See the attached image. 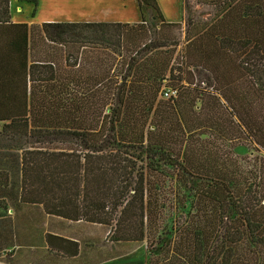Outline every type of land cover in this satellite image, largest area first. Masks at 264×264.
Returning a JSON list of instances; mask_svg holds the SVG:
<instances>
[{
    "label": "trees",
    "instance_id": "trees-1",
    "mask_svg": "<svg viewBox=\"0 0 264 264\" xmlns=\"http://www.w3.org/2000/svg\"><path fill=\"white\" fill-rule=\"evenodd\" d=\"M137 2L138 22L29 24L0 0V147L22 150V197L149 248L171 166L183 210L146 264H264V0H197L220 11L181 52L180 22Z\"/></svg>",
    "mask_w": 264,
    "mask_h": 264
},
{
    "label": "crops",
    "instance_id": "crops-1",
    "mask_svg": "<svg viewBox=\"0 0 264 264\" xmlns=\"http://www.w3.org/2000/svg\"><path fill=\"white\" fill-rule=\"evenodd\" d=\"M158 3L167 21L182 20V0ZM10 13L29 24L142 19L137 0H10ZM22 169V150L0 147V264H131L132 243L114 241L110 227L51 214L23 198Z\"/></svg>",
    "mask_w": 264,
    "mask_h": 264
},
{
    "label": "rangeland",
    "instance_id": "rangeland-1",
    "mask_svg": "<svg viewBox=\"0 0 264 264\" xmlns=\"http://www.w3.org/2000/svg\"><path fill=\"white\" fill-rule=\"evenodd\" d=\"M214 6L215 5H211L209 2L200 5L197 3V0H188V6L187 10L185 11V17H182V20L179 21L180 26L169 27V29H167L169 36L176 37V40H174L173 42L174 44L172 43L173 45L170 46L172 48L176 47L177 52H181L187 44L186 30L188 29V22L190 20L193 22H202L203 20L208 19L212 21L213 18L217 16V13L220 11L219 8H216ZM143 13L147 21H149L150 15L147 7L143 10ZM232 71L234 72V74H238V71L235 69V67H232ZM166 96L167 95L165 94L163 95V97ZM235 151L239 157L243 156L247 152L246 149L243 147H238ZM161 169V171H157V180L163 181L164 192H162L164 193V195H168L167 199L169 200L166 202V206L164 209H162V213L160 214L159 220L157 222L158 229L155 235V239L152 242V245L148 248L146 240L144 242H134L131 244L132 246L129 253L131 255V264H146L151 256L155 257V252H153L152 249H156L157 247L162 248L160 252L166 251L169 242L172 241V239L174 238L172 231L173 222L175 219H178L179 215L182 213L183 210L179 208L178 204H176V197L174 196V191L177 189V186L180 185V180L178 179L180 177L176 178L174 172L172 171L174 170V168L171 166L166 167L162 165ZM148 245H150V243H148ZM162 255L161 257L165 256V254L164 256Z\"/></svg>",
    "mask_w": 264,
    "mask_h": 264
},
{
    "label": "built area",
    "instance_id": "built-area-1",
    "mask_svg": "<svg viewBox=\"0 0 264 264\" xmlns=\"http://www.w3.org/2000/svg\"><path fill=\"white\" fill-rule=\"evenodd\" d=\"M167 95V93H165Z\"/></svg>",
    "mask_w": 264,
    "mask_h": 264
}]
</instances>
